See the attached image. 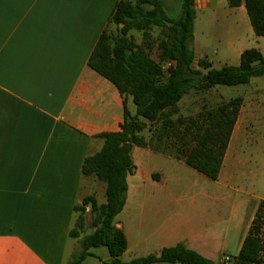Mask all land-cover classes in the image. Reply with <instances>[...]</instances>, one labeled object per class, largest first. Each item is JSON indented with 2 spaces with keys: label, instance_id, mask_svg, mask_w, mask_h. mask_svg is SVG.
Segmentation results:
<instances>
[{
  "label": "crops",
  "instance_id": "obj_1",
  "mask_svg": "<svg viewBox=\"0 0 264 264\" xmlns=\"http://www.w3.org/2000/svg\"><path fill=\"white\" fill-rule=\"evenodd\" d=\"M119 1L134 0H0V264H68L79 251L69 236L74 205L90 194L105 202V184L81 166L101 148L100 134L120 130L124 97L88 58L104 30L115 32L110 16ZM158 1L170 18L179 15L182 0ZM194 9V50L201 49L197 14L206 10L221 14V30L232 38L218 43L221 53L247 49L239 38L243 5L194 0ZM239 137L237 118L216 180L161 148H132L114 219L126 238L124 262L171 247L213 263L238 254L264 199L233 182L243 174L232 147ZM107 259L92 251L81 264Z\"/></svg>",
  "mask_w": 264,
  "mask_h": 264
},
{
  "label": "trees",
  "instance_id": "obj_2",
  "mask_svg": "<svg viewBox=\"0 0 264 264\" xmlns=\"http://www.w3.org/2000/svg\"><path fill=\"white\" fill-rule=\"evenodd\" d=\"M227 3L229 7L243 5L254 35L264 36V0H227ZM195 13L194 0H182L175 18L167 15L158 0L119 1L110 16L117 26L115 32L104 30L90 54L88 66L110 80L124 97L123 121L120 130L100 134L101 148L85 156L82 162L83 175L105 184V202L98 203L90 194L74 205L76 216L69 236L78 240L79 251L71 255L68 264H81L98 247L107 250L104 264L158 261L225 264L210 262L181 247L162 249L157 255L124 262L121 255L126 249V238L114 222L125 202L127 176L134 166L131 158L134 146L159 148L156 145L159 143L173 147V152L161 149L176 158L182 157L188 166L216 180L243 99L221 101L214 110H207L205 116L173 119L172 115L178 111V102L193 88L246 84L251 77L264 74V55L255 47L243 50L237 65L216 68L200 57L198 67H194L196 54L191 45ZM154 28L158 33L152 37L150 31ZM131 30L141 32L142 45L135 41ZM154 48L158 50L157 59L151 55ZM128 96L135 107L134 113L127 108ZM154 124L157 128L153 130ZM145 128L151 132L147 142L139 136ZM87 225L92 227V232L84 236ZM263 225L264 199L258 204L238 254L230 257L227 264H264V236H260Z\"/></svg>",
  "mask_w": 264,
  "mask_h": 264
},
{
  "label": "rangeland",
  "instance_id": "obj_3",
  "mask_svg": "<svg viewBox=\"0 0 264 264\" xmlns=\"http://www.w3.org/2000/svg\"><path fill=\"white\" fill-rule=\"evenodd\" d=\"M245 17L247 21L245 26L247 27L245 28L243 23H241L239 33V38H241L240 47H255L264 55V36L258 37L254 35L246 13ZM214 19L215 12L210 10L198 12L197 14L195 37L196 41L200 43L201 49H195L194 51L195 54L198 52L201 54H196L194 67H198L197 60L201 56L212 61V66L216 68L225 64L237 65L239 63V56L232 54L226 57L225 54L221 53L218 43L227 42L232 38L221 30V14L215 19L217 20L216 22ZM109 31L113 33L114 29L111 28ZM150 33L152 37L156 36L158 29L154 28ZM130 34L133 35L136 42L142 45L141 32L131 30ZM157 53V48L152 49L151 55L155 59H157ZM202 71L204 72L205 70L202 69ZM234 97L243 99L237 117L238 135L240 137L237 140L234 139L232 143L234 155L240 161L238 170L240 172L243 171V174H240L239 178L236 177L233 182L237 186L264 198V74L251 77L246 84L230 86L216 84L205 90L193 88L178 102V111L172 115V118L177 119L180 117L186 119L188 117H197L198 115L205 116L207 110H214L221 101ZM127 98L131 108L130 112L134 113L135 107L131 98L129 96ZM151 128L154 130L157 125L154 124ZM180 129L182 131L184 126H180ZM139 136L144 142H147L151 137V132L145 128L139 133ZM156 145L169 152L174 151L173 147H165L159 143H156ZM260 236H264V225ZM92 251L97 255L107 253L105 247L94 248ZM262 256H264V251Z\"/></svg>",
  "mask_w": 264,
  "mask_h": 264
},
{
  "label": "water",
  "instance_id": "obj_4",
  "mask_svg": "<svg viewBox=\"0 0 264 264\" xmlns=\"http://www.w3.org/2000/svg\"><path fill=\"white\" fill-rule=\"evenodd\" d=\"M91 232H92V227H91V226H88V227L84 230L83 235H84V236L89 235Z\"/></svg>",
  "mask_w": 264,
  "mask_h": 264
},
{
  "label": "built area",
  "instance_id": "obj_5",
  "mask_svg": "<svg viewBox=\"0 0 264 264\" xmlns=\"http://www.w3.org/2000/svg\"><path fill=\"white\" fill-rule=\"evenodd\" d=\"M230 256L229 255H225L224 257H223V259H222V262H224L225 264H227V263H229V261H230Z\"/></svg>",
  "mask_w": 264,
  "mask_h": 264
}]
</instances>
